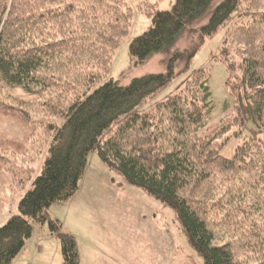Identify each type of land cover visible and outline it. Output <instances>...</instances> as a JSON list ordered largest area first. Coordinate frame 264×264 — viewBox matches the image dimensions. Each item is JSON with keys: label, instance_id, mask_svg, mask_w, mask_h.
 Masks as SVG:
<instances>
[{"label": "trees", "instance_id": "16d2710c", "mask_svg": "<svg viewBox=\"0 0 264 264\" xmlns=\"http://www.w3.org/2000/svg\"><path fill=\"white\" fill-rule=\"evenodd\" d=\"M159 1L0 0V115L29 131L20 160L33 163L47 153L18 212L0 227V264H13L34 225L44 224L60 235L63 264H79L75 237L62 233L48 211L76 195L92 151L173 211L204 264H240V254L263 257L256 264H264V0H174L169 11L158 10ZM136 16L150 18L129 45L139 65L158 54L183 55L177 41L208 18L188 30L198 42L183 69L170 66L123 86L107 76ZM220 31L216 59L226 68L228 115L209 125L215 102L207 69L193 71L173 94L139 113ZM232 139L240 143L226 158L221 151ZM7 156L0 165L13 174L16 191L30 177L23 172L34 171L15 168L19 160ZM221 232L229 242L217 245Z\"/></svg>", "mask_w": 264, "mask_h": 264}, {"label": "rangeland", "instance_id": "374dc122", "mask_svg": "<svg viewBox=\"0 0 264 264\" xmlns=\"http://www.w3.org/2000/svg\"><path fill=\"white\" fill-rule=\"evenodd\" d=\"M126 1L131 5L135 2V0ZM173 3L174 0H161L156 7L161 11H169ZM207 18L208 16L197 20L187 27L184 32L186 35L177 41L178 52L183 55L176 56L175 52L158 54L139 65L130 57L129 45L134 38L148 30L150 18L136 16L129 33L123 37L119 47L113 53L111 71L107 78L125 86L135 78L167 73L170 66L175 72L183 69L189 54L188 50H191L198 42L197 33L188 35V30L197 29ZM223 34V31H220L205 40L201 49L192 58L189 70L173 80L155 100L140 108L139 113L145 112L157 102L173 94L176 87L183 83V80L193 71L207 69L210 73L209 86L215 102L209 125L215 126L228 115L229 111H223L224 101H231L224 86L226 68L223 62L216 59ZM28 136V129L17 120L0 115V156L8 157L7 155L12 154L13 158L16 157L12 160H19V163H14L15 168L28 170L32 167L34 171L33 173L24 171L25 175L30 176L27 184L12 191L16 184L13 181V174L6 172L3 165H0V186L2 183L11 186L9 201L7 200L10 204L7 205V212L10 210V215L18 212V202L22 195L31 189L32 181L41 173L42 164L47 155L46 151H43L33 163H29V159L24 157V161L20 160L22 150L18 151L21 148L19 144H23ZM239 143L240 141L232 139L221 151V155L231 158ZM33 150L34 155L36 149ZM11 151H16L17 155ZM4 152L7 154L4 155ZM27 153L32 155L30 150ZM3 162L5 159L0 160V163ZM48 215L51 220L58 221L70 229L77 242L79 264H204L202 258L189 245L173 211L109 170L96 151H92L88 156L87 167L76 195L66 203L51 206ZM7 217L9 214L5 217L0 214V227L5 224ZM217 230L220 231L222 228L218 227ZM34 231V240L45 239L48 235H52L48 224L41 227L34 225ZM59 241H54L58 244L56 251L53 244H50L47 246L48 253L41 256L34 252L35 241H27L25 248L13 264H63ZM228 242L229 238L222 232L217 234L214 240L217 245ZM235 250L239 253L236 247ZM238 256L240 264H256L263 258H249L244 254Z\"/></svg>", "mask_w": 264, "mask_h": 264}, {"label": "crops", "instance_id": "0c3cea01", "mask_svg": "<svg viewBox=\"0 0 264 264\" xmlns=\"http://www.w3.org/2000/svg\"><path fill=\"white\" fill-rule=\"evenodd\" d=\"M0 187H1V189H0V214L3 215V217H5L6 215L9 214V217H10L11 211L9 210L7 212V205H10V204H8L7 200L10 197L11 186H9L8 184L4 185L2 183ZM9 217H7L6 221L8 220ZM62 227H63V230H62L63 233L68 232L69 234L72 235L70 229H68L67 227H64L63 225H62ZM59 237H60V235H48V237L45 239L36 238V240H34V238L32 236L31 239H29L28 241H35L34 242V252L40 254V256H41V255L48 253L47 252V246L50 244H53L55 251L58 249V244H56V242H54V241H59ZM54 239H56V240H54ZM59 246H60V244H59Z\"/></svg>", "mask_w": 264, "mask_h": 264}, {"label": "water", "instance_id": "95a60500", "mask_svg": "<svg viewBox=\"0 0 264 264\" xmlns=\"http://www.w3.org/2000/svg\"><path fill=\"white\" fill-rule=\"evenodd\" d=\"M60 238V237H59Z\"/></svg>", "mask_w": 264, "mask_h": 264}]
</instances>
